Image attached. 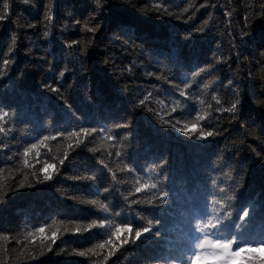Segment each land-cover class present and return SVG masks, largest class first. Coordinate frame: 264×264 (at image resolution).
I'll return each mask as SVG.
<instances>
[{
	"label": "trees",
	"instance_id": "obj_1",
	"mask_svg": "<svg viewBox=\"0 0 264 264\" xmlns=\"http://www.w3.org/2000/svg\"><path fill=\"white\" fill-rule=\"evenodd\" d=\"M4 2L0 0V8ZM101 2L102 7L98 8L92 0H29V3L9 0L7 17L0 19V104L15 107L22 123L30 124L34 132L42 130L45 117L58 128L78 125L75 130L79 135L69 141L73 147L78 139L86 142L89 139L88 131L80 132L82 127L89 130L96 127L99 133L98 126L107 131L113 124L130 119L133 133L131 148L121 156L113 148L101 149L99 160L81 151L74 162L75 173L72 168L60 166L61 175L54 177V183L65 193L64 198L56 194L51 184L36 189L21 187L27 185L30 173L44 161L56 162L45 155V145L26 158L9 159L13 153L23 152L30 143L28 137L19 134L17 139L10 138L11 151L0 149V187L7 190L9 197L6 204L0 205V228L6 237L0 243L9 253L6 261L12 260L10 251L15 244L11 229L22 219L44 229L46 238L55 240L53 250L63 246L83 253L55 257L49 254L41 264H121V261L140 264L142 259H154L152 246L156 241L170 238L172 222L181 231L186 229L185 208L189 210L204 203L202 215L209 213L213 195L210 177L217 175L213 157L217 158V167L231 161L246 168L247 182L239 193L237 211L252 201L253 223L262 215L255 205L264 206V160L257 156L264 154V142L250 141L255 152L248 148L240 152L232 147L233 141L238 142L252 125H258L264 137V19L248 17L253 7L259 11L256 0ZM49 10L50 25L45 20ZM45 25L52 28L49 38L42 37ZM65 25L70 26L67 31L63 30ZM12 33L17 36L14 48L10 47ZM214 54L222 58L221 62L216 63ZM66 64L70 70L60 77ZM165 65L174 66L175 73L168 75L166 81L157 78L164 73ZM192 65L204 69L198 81H217L212 91L218 89L225 100L233 90L241 91L240 121L229 123L223 120L227 113L223 116L215 113L223 120V136L195 141L183 132L157 126L152 119L155 112L145 110V107L158 109L165 120L173 123L179 120V127L188 124V133L198 132L201 127L197 122L198 103L179 97L174 86L182 67ZM48 86L64 92L68 104L58 98L59 92L46 91ZM195 89L193 85L192 91ZM173 108L175 112L171 111ZM217 123L220 121H214L210 127ZM127 131L123 127L113 128L110 134L119 139ZM74 154L70 149L68 160ZM165 155L169 195L161 204L158 187H151L160 174L149 164ZM121 164H130L132 169L121 172L117 168ZM55 167L51 165L53 170ZM45 170L49 172L48 167L42 169ZM84 172H94L96 179H68L63 175ZM113 174L118 180L133 183L139 180V195L125 200L121 193L126 195L132 185L117 184ZM147 197H152L155 203H130L132 199ZM95 199L107 204L108 210L87 203ZM166 206L171 211L172 222L162 219ZM52 217L86 225L87 229L47 232ZM144 218L160 222L159 238L145 233ZM224 228L230 231L231 225ZM133 238L143 243L134 247L125 243ZM164 244L160 242L158 246ZM117 247L130 251L131 256L124 259L120 252L113 255ZM155 259L160 261L157 254Z\"/></svg>",
	"mask_w": 264,
	"mask_h": 264
},
{
	"label": "clouds",
	"instance_id": "obj_2",
	"mask_svg": "<svg viewBox=\"0 0 264 264\" xmlns=\"http://www.w3.org/2000/svg\"><path fill=\"white\" fill-rule=\"evenodd\" d=\"M22 3H29V0H21ZM92 3L97 7H102L101 0H92ZM103 3H107V0H103ZM259 5V11L253 10L248 13L250 20L253 19H264V0H256ZM10 7L9 0H5L2 8H0V19L7 17V9ZM169 15L171 13H168ZM45 20L51 24V12L50 10L45 13ZM49 25H45V30L42 32L43 38H49L52 35V28ZM69 25H65L63 30L67 31ZM99 28V24L96 25ZM10 47H15L17 36L15 33L11 34ZM78 43V42H73ZM86 55V53H84ZM216 63L221 62V57L214 54ZM5 63H8L5 61ZM165 71L162 76L157 77L158 79L163 78L167 80L168 75H174V66L165 65ZM70 70L68 65H65L63 71L59 73L60 77H63L64 71ZM204 69L199 68L197 65L190 67H182L180 75L177 77L178 83L174 86L179 92V97L193 100L198 103L199 112L197 122L201 124L200 129L196 133H188L186 131L188 124H184L183 127H179V120L173 123L171 120H165L159 115V110L147 108L145 110L148 113L155 112L152 119L164 130L169 128L175 130L177 133L183 132L184 135L190 136L195 141L208 140L209 138H216L224 135L222 130L223 120H227L229 123L240 121L242 113V95L241 91L233 90L232 95L229 99L225 100L223 95L219 93V90L212 91L216 86L217 81L209 79L207 81H198L201 73ZM4 74V73H3ZM151 75V73H149ZM193 85L196 86L195 92L192 91ZM46 91L57 93L56 89L51 86L46 88ZM60 99L64 100V104L67 105L64 92H59ZM179 102V100H178ZM141 103V102H140ZM68 107H71L68 105ZM160 107H163L162 102ZM175 112L176 109H171ZM227 113V116H223L221 120L220 116H216L215 113ZM79 119V117H78ZM214 121H220L215 127H210ZM191 123V122H189ZM57 127L51 123V121L45 117L42 130L34 132L31 125L28 123H22L18 118V112L15 107H7L0 104V149L10 148V138L17 139V134L20 137H28V143L24 147L23 152H15L9 159H13L15 156H22L26 158L30 153L35 154L39 150L41 145L47 147L45 155L48 156L50 161L56 163H50L44 161L40 168L34 169L30 173V180L27 185L29 189H36L38 186H45L51 184L56 194L64 198L65 193L55 186L54 177L61 175L60 166L69 167L73 169L75 173L74 162L76 161L81 151L92 155L95 159L99 160L101 157L98 155L101 149L113 148L116 150V155L121 156L131 148V138L133 133L131 132V121L130 119L125 121L123 124L115 123L105 131L103 126L100 127L99 133H97L96 127L89 129L80 128V132L88 131V140L78 139L75 147L69 142L74 137H77L79 133L76 132L75 128ZM127 128L129 131L123 133L119 139L114 135H111L113 128ZM253 134V135H250ZM256 139L257 141L264 142V137L261 136L260 128L258 125H252L245 129V135L238 138L237 141H233L232 147L242 152L245 148H248L255 152L250 141ZM33 145L38 147L33 148ZM75 154L70 160L69 150ZM80 149V151H76ZM28 155H25V152ZM257 156L264 160V154L257 153ZM65 160L68 163L65 164ZM216 157L212 159V165L217 175L210 177V188L213 191L211 196L209 213L207 215H201L196 210H193L192 214L188 217V230L187 245L188 251L185 252L184 256L180 259H169L167 264H264V206L255 205V209L261 212L262 215L256 223H253V210L254 204L252 201L245 204L242 210L237 215L236 205L239 200V193L245 187L247 182V170L243 166H237L231 161H225L222 166H216ZM55 164L56 167L53 170L51 165ZM168 164V157L165 155L163 159L158 162H152L149 167L153 168L154 172L160 174V179L156 180L151 184L153 189L158 187L160 198L159 202L164 203L165 199L168 198L167 191V180L168 172L165 165ZM48 167L49 172L42 171L43 168ZM117 168L121 172H128L132 169L130 164H121ZM111 171V169H110ZM68 179H88L95 180V173L84 172L79 175H69L63 173ZM112 179L117 184H123L125 182L132 185L130 190L124 199L128 200L133 195H139L140 181L137 180L133 183L132 180L124 181L118 180L113 174ZM147 183V182H146ZM119 190V189H118ZM15 191V189H13ZM8 192L3 187H0V205L6 204ZM87 203L94 204L97 208L104 211L108 210L107 204L99 199L87 201ZM133 205H153L155 201L152 197L143 199H132L130 201ZM145 224L143 225L144 231L150 236L159 238L160 233L158 231L159 221L155 219L144 218ZM231 225V230H225V225ZM57 225L59 228L57 229ZM102 226V225H101ZM79 228L84 231L87 229L86 225H75L71 223H65L58 221L55 217L51 218V222L47 225V232H54L58 230L73 231ZM259 230V231H258ZM12 231V240L15 242L11 248L10 255L12 256L11 261H6L5 256L9 253L5 252L4 244L0 243V264H24V262H33V264H41L42 260L51 254L52 256L61 255H80L81 253L75 249H66L63 246L57 247L55 250L52 248V244L55 240L46 238L44 229L36 227L35 225H29L24 223L23 219L16 225ZM4 229L0 228V242L5 241L6 237L3 235ZM130 247L143 243V240L133 238L130 242L125 241ZM117 247L113 251V255L120 252L124 259H128L131 256V252ZM87 251V250H86ZM199 257V259H197ZM122 264V261H121ZM140 264H164L162 261L154 260L151 258H145L140 260Z\"/></svg>",
	"mask_w": 264,
	"mask_h": 264
},
{
	"label": "snow or ice",
	"instance_id": "obj_3",
	"mask_svg": "<svg viewBox=\"0 0 264 264\" xmlns=\"http://www.w3.org/2000/svg\"><path fill=\"white\" fill-rule=\"evenodd\" d=\"M90 31H95V29H89ZM145 99H147V97H145ZM144 103V101L142 100L141 101V104H143ZM36 147H38L37 145H33V148H36ZM25 155L27 156L28 155V152L26 151L25 152ZM25 164H27V160H25ZM21 187H22V185H21ZM81 255H83V253H81Z\"/></svg>",
	"mask_w": 264,
	"mask_h": 264
},
{
	"label": "rangeland",
	"instance_id": "obj_4",
	"mask_svg": "<svg viewBox=\"0 0 264 264\" xmlns=\"http://www.w3.org/2000/svg\"><path fill=\"white\" fill-rule=\"evenodd\" d=\"M44 172H46V170Z\"/></svg>",
	"mask_w": 264,
	"mask_h": 264
}]
</instances>
